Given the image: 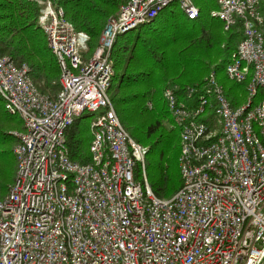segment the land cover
<instances>
[{
	"label": "built area",
	"instance_id": "2783aa9c",
	"mask_svg": "<svg viewBox=\"0 0 264 264\" xmlns=\"http://www.w3.org/2000/svg\"><path fill=\"white\" fill-rule=\"evenodd\" d=\"M217 2L212 16L226 29L243 20L227 75L247 81L249 95L233 108L214 75V105L203 97L196 109L186 108L174 89L166 90L182 128L183 186L169 199L154 194L147 149L115 111L110 53L119 35L152 23L173 3L196 19L193 0H129L108 20L88 59L89 35L46 1L39 23L60 67L56 99L39 91L27 64L0 56V94L25 125L14 131L18 172L0 200V264H264V99L255 100L264 88V16L260 0ZM208 108L218 120L212 129L200 120ZM85 112L99 114L92 161L82 164L70 158L65 132ZM137 161L142 179L135 176Z\"/></svg>",
	"mask_w": 264,
	"mask_h": 264
},
{
	"label": "trees",
	"instance_id": "16d2710c",
	"mask_svg": "<svg viewBox=\"0 0 264 264\" xmlns=\"http://www.w3.org/2000/svg\"><path fill=\"white\" fill-rule=\"evenodd\" d=\"M48 0H0V56H10L17 65L27 64L39 91L56 99L62 86L58 60L49 47L39 16ZM62 9L77 31L89 35L83 57L88 59L99 46L101 34L111 17L129 0H49ZM200 9L190 19L179 4L159 12L152 23L119 35L110 59L114 77L109 88L115 111L129 135L147 149L145 169L154 194L161 199L173 197L183 186L180 170L182 128L169 109L166 90L174 89L186 108H194L209 92L212 75L224 86L233 108L248 98V82H236L227 67L243 39V20L225 28V22L212 16L219 9L217 0H193ZM259 9L264 16V0ZM264 99L258 89L256 101ZM149 103L151 106H149ZM99 113H90L95 119ZM86 112L66 129V143L73 161H92V125L83 124ZM94 119V120H95ZM212 129L218 124L213 108L200 117ZM94 122V121H93ZM92 122V123H93ZM209 129V130H210ZM24 131L23 119L12 114L0 94V200L10 191L18 172L14 131ZM135 176L142 179L143 165L136 162Z\"/></svg>",
	"mask_w": 264,
	"mask_h": 264
},
{
	"label": "rangeland",
	"instance_id": "374dc122",
	"mask_svg": "<svg viewBox=\"0 0 264 264\" xmlns=\"http://www.w3.org/2000/svg\"><path fill=\"white\" fill-rule=\"evenodd\" d=\"M87 114L90 115V113H87ZM94 119H95L94 115L93 116H91V115L90 116H87L86 115V117H84V119L82 120V122H83V124H91L92 125L93 124L92 122L94 121ZM16 131H18V130H16Z\"/></svg>",
	"mask_w": 264,
	"mask_h": 264
}]
</instances>
